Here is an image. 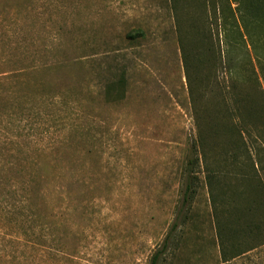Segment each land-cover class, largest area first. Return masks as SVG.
<instances>
[{"label":"rangeland","instance_id":"obj_1","mask_svg":"<svg viewBox=\"0 0 264 264\" xmlns=\"http://www.w3.org/2000/svg\"><path fill=\"white\" fill-rule=\"evenodd\" d=\"M191 145L162 264H264V0H0V264H150Z\"/></svg>","mask_w":264,"mask_h":264},{"label":"trees","instance_id":"obj_2","mask_svg":"<svg viewBox=\"0 0 264 264\" xmlns=\"http://www.w3.org/2000/svg\"><path fill=\"white\" fill-rule=\"evenodd\" d=\"M183 44V42H182ZM183 51V59H184V64L186 69H189L188 65H189V57L187 56V54L185 53V49L182 48ZM119 84V88L123 86V83L120 81L118 82ZM112 86L108 87V94L111 93L110 89ZM119 93H121L123 96V90L120 88L118 89ZM120 95V94H119ZM199 157L197 155V151L195 148V145H191L189 146V150H188V155H187V164L184 170V177H185V181H184V190L182 192V196H181V201H180V205L177 209V213H176V218L173 222V224L171 225L168 235L163 243V245H161L152 255L151 260H150V264H162V261L164 260V258L171 254V244L174 243L175 241V237L178 235V233L181 231L183 224H184V220H185V216L189 211V208L191 207V204L193 202V200L196 197L197 194V189H196V180H197V172H196V168L199 164ZM58 187V186H57ZM60 187V186H59ZM57 189V195L59 197V200L61 202V204L65 203V199H64V190L63 187ZM61 208H64L63 205L61 206ZM42 225V226H41ZM40 225L41 229L43 231H45V228L47 227V223L46 222H42ZM247 231V235L248 236H253V234L255 233V231H259L257 227H251V226H247L246 228ZM228 230L226 228H223L222 226L218 225L217 227V237H218V241H219V253H220V257L222 258V260L224 262H229L230 260H233L237 257L240 256H246L250 253H253L254 251L262 248V245H253V246H247L244 247L245 249H241L240 251H238L239 245H236L235 242H230L231 239L228 238ZM44 238H46L45 234L43 236ZM236 250V252H235ZM231 253H233V256H230ZM235 252V253H234ZM230 254V255H229Z\"/></svg>","mask_w":264,"mask_h":264}]
</instances>
